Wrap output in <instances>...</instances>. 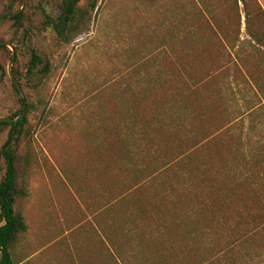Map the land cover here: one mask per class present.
I'll list each match as a JSON object with an SVG mask.
<instances>
[{
  "label": "rangeland",
  "instance_id": "374dc122",
  "mask_svg": "<svg viewBox=\"0 0 264 264\" xmlns=\"http://www.w3.org/2000/svg\"><path fill=\"white\" fill-rule=\"evenodd\" d=\"M3 1L0 0V11ZM41 1L44 5L47 4L48 10L53 15L60 13V6L53 0H23L19 11L25 10L35 23H39L42 15L37 7ZM90 4V0L80 1L76 28L69 42L59 41L51 31L37 32L31 40V46L36 48L48 62L49 73L46 77L40 78L37 89L22 90L24 94L29 95L34 105L30 115L32 128L29 152L31 154L28 158L31 165L25 176L27 196L32 175L49 165L53 166L47 157L51 156L54 159V156L59 155H90L95 159L102 158L91 163L87 161L86 165L90 164L93 167L91 174L93 177L105 174L113 180L115 186L111 187L115 191L119 189L123 198L121 204L129 206L128 212L144 204L141 199L132 201L128 194L124 195L127 192V184L141 182L146 188L151 186L150 191L154 194L158 183H164L162 186L164 190L167 189V183L174 186L175 191L168 192V198L179 199L175 208L178 210L176 220L184 221L185 225H188L184 231L175 226L174 230L179 229L177 234L168 235L170 243L174 242L173 248H176L178 252L176 257L181 259L178 264L196 262L194 253L187 252L186 244H192L195 247L197 259L208 255L209 259L219 261L223 258V254L231 251L233 256L231 262L237 260L236 263L240 264H261L264 254L258 247L250 242L239 243L235 240L233 232L236 228L235 225H231L232 220L227 223L221 222V224L218 221L212 225L205 222L204 225L193 226L196 225L195 222L197 224L201 222L203 217L199 214L197 206L190 200L195 190L191 188L184 174L178 173L175 163L170 162L171 156L165 153L171 152V148L167 150L164 145L162 148L159 145L157 149L146 151L143 146L147 140L142 138L139 125L133 130L128 128L126 124H130L131 121L124 113V109L133 97L148 93L152 82L160 83L163 79L175 78V76L188 77V74L193 72H196L194 74L197 76L201 74L197 68L190 70L189 61L192 59L204 58L199 63L201 68L216 64L218 59L224 58L226 54L225 61L230 62L228 48L221 50L216 45L214 29L218 28L225 33V37L223 35L222 37L226 43L234 33L233 28L239 17V11L242 10V3L227 0L224 10L208 18L197 16L183 18L173 15L172 12H163L161 7L149 10L137 0H97L94 10L91 9ZM6 19L8 18H2L0 21ZM0 34L4 37V42L11 53H14L13 58L11 56L8 60L0 51V117H8L20 107L11 82L15 48L8 42V39L13 38L8 24L0 26ZM197 55L199 58H196ZM19 57L21 66L29 60V55L24 51H20ZM182 65L186 66L189 72L182 70ZM174 69L181 70L175 73ZM210 73L212 76L215 75L213 72ZM226 80L229 81L231 78L228 77ZM224 85L225 87L221 85V93L213 97L214 101H217L216 97H218L219 115L212 114L206 122L194 123L195 128L212 130L222 128L227 123H233L229 127H232L229 129L228 133H230L234 131L233 127L240 123L244 131L247 130L249 141L254 142L259 139L264 141V105H258L253 100L255 109L248 114L246 111L253 106V103L252 100L251 103L249 101L247 85L244 82L241 86L238 82L230 84V87ZM212 88H215L214 85ZM232 92L235 93L234 96L239 93L241 96H233L237 102L229 103ZM211 100L212 98H206L202 103L206 105ZM166 107L165 116L170 114L168 104ZM242 114V118L236 121V118ZM182 124L187 128L189 121L186 120ZM255 124L257 128L252 130L254 129L252 125ZM184 125L177 129L178 136H174L173 122L167 121V126H164V133L169 135L164 141L166 146L172 144L179 147L189 142V133L184 131ZM127 133L128 137H126ZM258 133H262L263 136ZM5 138L4 134L0 144ZM231 139L229 134H225L218 138V142L223 143ZM126 141L132 145V153L124 160L127 170L130 171L127 173L128 177H120L119 172L110 175V170H115L118 166V162L112 159L110 154ZM73 163L77 164L76 161ZM83 163L78 162L82 166ZM55 164L60 166L62 163L55 162ZM107 164L110 170L106 168ZM96 165L99 171L94 169ZM101 166H104L102 167L103 175L99 173ZM155 171H158L157 174L148 178L150 173ZM2 175L3 171L0 170V178ZM145 178L148 179L144 180ZM197 195L200 199L199 193ZM27 196L22 207L23 215ZM145 201L146 199L144 203L147 207L150 206L151 212L155 203L152 204L150 201L149 204ZM243 217L242 221L247 223V217ZM126 220H128L126 234L129 238H125L127 240L122 247L125 255L123 259H120L122 263L175 264L168 256H164L168 255L167 249H154L158 240L164 238L166 242L168 237L166 235L160 237L157 227L159 221L152 217V213L145 221L137 216L135 224H131L130 214ZM148 236H150V247L144 246L148 244L145 240L144 247L139 249L137 243L141 242V237L147 239ZM20 243L21 236L16 251ZM158 254L163 256L158 257ZM223 263L231 264L227 259Z\"/></svg>",
  "mask_w": 264,
  "mask_h": 264
},
{
  "label": "trees",
  "instance_id": "16d2710c",
  "mask_svg": "<svg viewBox=\"0 0 264 264\" xmlns=\"http://www.w3.org/2000/svg\"><path fill=\"white\" fill-rule=\"evenodd\" d=\"M53 1L60 6V13L53 15L48 10L47 4L44 5L41 1L37 7L42 15L39 23H35L25 10L14 14L20 10L23 0H4L0 11V19L8 18L5 21H0V26L8 24L13 36L8 39V42L15 48L11 82L20 103L19 109L11 116L6 117L11 120H0V140L4 134L6 136L4 142L0 144V170L3 171L0 178V264L21 263V260L15 255L19 238L26 228L22 207L27 196L25 176L31 165L28 158V155L31 154L29 152L32 128L30 115L34 105L30 101L29 95L24 94L22 90L37 89L40 78L46 77L49 73L48 62L36 48L31 46V40L37 32L51 31L59 41L69 42L75 31L80 12L79 3L81 0ZM236 1L242 3L241 8L245 16L247 34L255 40H259L260 36L264 35L263 9L257 0ZM90 2V7L94 10L97 0H90ZM151 5L155 9L165 7L164 2L157 0H153ZM249 23L257 25V28L255 30L250 28ZM235 25L238 26L237 31H239L240 11ZM214 31L217 41L221 42V36L225 37V33L222 32L220 35L218 30ZM3 41L4 37L0 34V51L10 60L11 50L2 43ZM20 51L29 55V60L22 66L19 57ZM196 58H199L198 55ZM201 59L204 58L200 57L189 61L190 70L197 68L201 71L198 76L194 74L196 72H193L189 73L188 77L175 76V78L163 79L160 83L152 82L148 93H143L140 97L139 95L133 97L124 109L125 116L131 121L126 126L133 130L139 125L142 138L147 140L143 146L146 151L157 149L159 145H161L160 148L164 145L167 150L171 148V152L166 151L165 153L171 156L169 157L172 160L170 162L175 163L176 169L179 170L178 173L184 174L191 188L195 190L192 192L190 200L197 206L199 214L203 217L201 222L198 224L195 222L196 225L193 226L204 225L205 222L212 225L218 221L221 224V222L227 223L232 220L231 225H235L236 228L233 232L235 240L239 243L250 242L264 254V144H261L260 140L250 142L247 130L244 131L240 123H237L233 127L234 131L230 133L228 132L232 127H229L233 123H227L222 128L218 127L212 130L195 128L194 123H204L212 117V114L219 115L218 97H216L217 101H214L213 97L221 93L223 82L220 81V77L228 75L229 70L228 66L219 65L217 67L222 68V71L212 76L210 72L215 70L216 64L201 68L199 65ZM181 67L182 70L189 72L186 66L182 65ZM180 70L174 69V72L178 73ZM35 80L36 82H34ZM213 85L215 88H212ZM201 90L203 91L201 92ZM206 98H212V100L204 105L202 101ZM167 104L170 114L165 116ZM168 120L173 122L175 127L174 136H178L177 129L184 125L182 123L186 120L189 121L188 127L185 128L186 125L183 127L184 131L189 133V142L184 146L177 147L172 144L166 146L164 141L169 135L164 133V126H167ZM224 129L226 131H223ZM225 134H229L232 139L219 143L218 138ZM242 136L244 138H241ZM126 137H128V133ZM157 138H159L158 141ZM119 146L110 154V157L118 162L115 173H113L114 169L110 170L109 164L106 165V168L108 167L110 170V175L119 172L120 177H128L127 173L130 171L127 170L124 160L132 153V145L126 141ZM168 164L169 162L167 166ZM132 169L134 170V168ZM157 172L150 173L148 178L156 175ZM129 184L126 186L127 192L124 195L128 194L132 201L141 199L144 204L134 211L128 212L129 207L126 210V218H129L130 214L131 224H135L137 216H140L142 221L148 220L152 213V217L159 221L157 227L160 237L163 235L168 237L170 233L174 234L181 228L183 231L187 229L188 225L186 226L184 221L176 220L178 210L175 208L179 199L168 198L167 193L175 191L173 185L167 183V189L164 190L162 187L164 183H158L157 191L154 194L150 191L151 186L146 188V186H142L141 182ZM196 193H199L200 199ZM145 199L149 204L150 201L152 204L155 203L151 212L150 206L147 207L144 203ZM122 200L121 197L120 201ZM131 207L133 208L132 205ZM242 216H244L243 218L247 217V223L242 221L244 220ZM175 226L179 229L174 230ZM142 237L141 242L137 243V247L139 249L144 246L149 248L150 236L147 239ZM125 238L128 239L129 236L125 234ZM145 240L148 241V244L144 245ZM170 241L169 237L166 242L163 238L157 241L156 246L154 241V249H167L168 255L164 256H168L171 261L178 264L181 259L176 257L178 252L176 248H173L174 242L172 244ZM227 244H229L228 240ZM186 247L188 253L191 252L195 255L196 262L194 264H224L223 261L226 259L231 264H240L236 263L237 260L231 262L233 259L231 251L223 254L221 260L215 261L209 259L208 255L197 259L198 254H196L195 247L192 244H186ZM160 255L163 256V254H158V257ZM262 259L261 264H264V255Z\"/></svg>",
  "mask_w": 264,
  "mask_h": 264
},
{
  "label": "crops",
  "instance_id": "0c3cea01",
  "mask_svg": "<svg viewBox=\"0 0 264 264\" xmlns=\"http://www.w3.org/2000/svg\"><path fill=\"white\" fill-rule=\"evenodd\" d=\"M137 1L149 10L155 9L151 5L153 0ZM157 1L165 3L162 8L164 12H172L183 18H208L224 10L227 0ZM257 1L264 11V0ZM249 26L254 30L257 28L253 23H249ZM237 30L238 26L235 25L233 35L226 43L222 36L221 42L216 39L219 49L228 48L230 62L225 61L227 54L224 55V58L218 59L215 70L211 72L217 75L222 71L217 66L226 67L230 63L228 75H222L220 81L224 87V84L230 87L237 82L239 86L242 82L247 85L249 101L253 103L246 111L249 114L255 109L254 101L264 105V35L255 40L247 34L242 10ZM218 33L221 35L222 31L218 30ZM228 77L231 80H226ZM234 95V92L230 94V102H237L234 97L241 96L240 93ZM242 116H238L237 120ZM252 126V130L257 128L256 124ZM258 135L263 136L262 133ZM260 143L264 144V141ZM47 158L53 166L49 165L32 175L25 200L23 216L26 228L21 234L20 247L15 255L21 260L20 264H124L120 259L125 256L122 247L125 245L126 210L129 206L121 204L119 189H112L115 184L105 176L102 170L104 166L99 172L104 175L93 177V167L86 165L87 161L91 163L102 158L95 159L90 155ZM55 162L62 164L57 166ZM78 162H84V165ZM94 169L99 171L97 165Z\"/></svg>",
  "mask_w": 264,
  "mask_h": 264
},
{
  "label": "water",
  "instance_id": "95a60500",
  "mask_svg": "<svg viewBox=\"0 0 264 264\" xmlns=\"http://www.w3.org/2000/svg\"><path fill=\"white\" fill-rule=\"evenodd\" d=\"M20 11H17V12H15L14 14H17V13H19ZM2 43H4V44H6L4 41L2 42ZM13 56H14V53H12V58H13ZM0 120H11L10 118H6V117H0Z\"/></svg>",
  "mask_w": 264,
  "mask_h": 264
}]
</instances>
